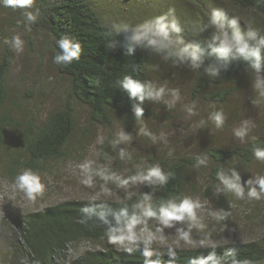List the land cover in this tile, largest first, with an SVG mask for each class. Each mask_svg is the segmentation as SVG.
I'll return each instance as SVG.
<instances>
[{
	"label": "rangeland",
	"instance_id": "1",
	"mask_svg": "<svg viewBox=\"0 0 264 264\" xmlns=\"http://www.w3.org/2000/svg\"><path fill=\"white\" fill-rule=\"evenodd\" d=\"M97 11L104 24L114 26L120 33L131 37L139 26L165 15L173 10L181 27L179 34L171 35L169 52L157 51L137 43L151 55L150 79L154 87H163L164 96L152 101L154 117L137 124L125 123L116 118L111 126L101 127L91 123L89 110L75 104L78 130L70 143L69 154L58 161H50L47 170L38 172L46 187L35 201H28L21 192H12L10 185L17 174L10 176L0 164V264H15L13 255V236L20 221L28 214L45 207L59 205L73 200H90L91 195L100 191L104 183L95 177L94 186L82 183L83 173L80 165L91 163L92 168L106 167L122 177L134 175L138 168H147L159 163L163 170L169 169L180 159L204 157L213 146L232 148L242 145L264 132V86L254 83L256 76H248L244 85L224 104L206 102L195 94L197 76L192 62H183L170 55L178 48L191 45L192 37L211 40L221 37L222 31L211 23L210 14L215 8L224 9L229 17H237L241 28H257L264 35V18L250 11L234 8L224 0H86ZM33 3L28 11L34 13ZM18 8L5 7L0 0V62L5 55L12 58L7 87L10 101H17L36 114L43 122L48 115L60 109L68 99L67 80L63 78L51 62L52 42L49 34L40 26H34L20 17ZM169 16V21L171 20ZM19 35L25 41L22 52L17 53L12 44H4L7 38ZM177 37L183 43H179ZM216 43L220 44L217 40ZM223 110V126L217 127L211 114ZM246 129L243 137L236 132ZM146 129L151 135H146ZM130 136L123 141L120 133ZM127 156L121 159L120 152ZM130 157V158H129ZM212 164L199 160L194 172L189 176L183 197L199 199L204 208L198 216L206 225L203 230L193 228L192 238L203 239L209 236L219 246L243 244L264 239V198L249 200L248 180L264 176V163H255L239 172L240 184L244 188V199L228 198L223 204L220 200L222 183L213 184ZM107 187L110 195L102 200L123 201L124 189L114 182ZM148 185H130L132 196L143 192ZM259 190V186L253 184ZM131 196V197H132ZM221 211L230 215L226 221L217 223L208 212ZM152 223V222H150ZM187 230L186 223H178L174 228L165 229L169 243L174 238L176 228ZM223 229V231H221ZM227 240L228 243H222ZM100 246L77 245L70 251V259L78 258L88 249L97 250ZM97 248V249H96ZM180 250H195L185 248ZM177 249V250H179ZM202 249V248H199ZM161 251L166 249L161 248Z\"/></svg>",
	"mask_w": 264,
	"mask_h": 264
},
{
	"label": "trees",
	"instance_id": "2",
	"mask_svg": "<svg viewBox=\"0 0 264 264\" xmlns=\"http://www.w3.org/2000/svg\"><path fill=\"white\" fill-rule=\"evenodd\" d=\"M224 1L234 8L264 18V0ZM34 3L36 21H27L25 13L29 12L28 9L18 8L22 14L20 17L30 25L40 26L49 34L52 66L67 80L68 99L43 122L27 107L17 101L11 102L7 80L12 58L10 54L5 55L0 62V164L10 176L25 168L42 172L47 170L50 161L68 156L71 140L78 130L75 104L86 107L91 123L101 127L111 126L116 118L125 123L137 124L155 116L153 100L145 99L142 105L144 116L142 120L136 119L133 106L137 101L130 98L119 83L124 75H132L142 82L151 83L152 60L149 52L137 44H131V37L123 35L114 26L104 24L86 0H34ZM63 36L81 45L79 60L67 66L54 63V55L61 51L57 42ZM208 40L192 37L191 45L200 43L207 49ZM214 46L218 47L219 44L215 43ZM129 47L133 48L131 54L128 53ZM201 59L203 63L193 67L197 76L195 94L208 103L224 105L240 90L248 76H257L249 62L243 59L228 57V68L219 71L212 67L217 63L215 55L205 54ZM260 75H264V72ZM253 149L264 151V132L242 145L232 148L213 146L204 157L180 159L164 170L171 174L164 186H148L143 192L123 201H104L112 207L131 205L142 193L153 192V189V202L156 204L161 199L183 198L189 176L199 160H207L212 164L211 178L213 184L218 186L221 184L218 174L231 177L233 172L239 174L243 168L264 163L255 159ZM220 197L224 204L234 195L222 190ZM89 203L90 200L67 201L26 215L14 231L12 246L15 264H19L23 256H29L31 264L33 253L41 264H143V258L138 252L129 255L109 245L103 227L93 226L91 222L86 227L78 222L84 217L80 209ZM82 244L102 246L97 250L88 249L71 260L72 247ZM228 249H234L232 255H225ZM176 251L178 264H187L190 258H206L213 249ZM215 252L222 264H233L234 260L238 264H264V239L218 246ZM164 258L168 259L166 255Z\"/></svg>",
	"mask_w": 264,
	"mask_h": 264
},
{
	"label": "clouds",
	"instance_id": "3",
	"mask_svg": "<svg viewBox=\"0 0 264 264\" xmlns=\"http://www.w3.org/2000/svg\"><path fill=\"white\" fill-rule=\"evenodd\" d=\"M5 7L28 9L31 8L34 0H2ZM26 19L29 22H35L36 16L31 12H26ZM169 16L171 20L169 21ZM211 23L216 25L222 31L221 37H213L206 41V48L200 43L195 45H186L178 48L175 52H170L176 58L187 59L192 62L193 67H199L203 63L201 57L215 55L217 63L212 67L216 70H226L228 68V57L232 59H243L248 61L250 67L257 74L254 81L257 85H264V35H261L257 28H241L240 21L237 17H229L227 12L222 8H215L210 14ZM181 27L176 19L173 10L165 15L154 18L136 30L130 38L131 44L146 42V46L152 47L159 51L169 52L171 49V35L179 34ZM179 43L182 39L177 37ZM219 40V46H214ZM4 44H12L13 49L19 53L24 49L25 41L19 35L13 36L10 42L7 38ZM61 50L54 55V63L67 66L77 61L81 54V45L68 36H63L58 42ZM132 47H129L128 53L131 54ZM121 88L128 93L130 98L137 101L133 106L134 116L142 120L144 108L142 107L145 99L156 100L164 96L163 87H154L150 82H142L133 78L132 75H124L119 81ZM211 118L217 127L223 126L225 116L223 110L214 111ZM146 135H151L146 129H141ZM246 129H240L236 132L237 136L243 137ZM120 139L128 141L130 136L120 134ZM254 157L258 161H264V151L253 149ZM127 156L126 152H120L121 159ZM130 158V157H129ZM83 173L82 183L88 187L94 186L95 177H99L104 183L100 186V191L91 195L90 203L80 209L84 214L79 223L86 227L89 223L93 226H101L104 229V237L109 245H113L117 250H123L131 255L138 252L143 258V264H178L177 249L183 245L185 248L199 249L212 248L207 257L198 256L190 258L187 264H222V260L217 257L215 249L219 246L218 242L213 241L209 236L203 239L194 240L192 238L193 228L203 230L206 225L202 218L198 216V210L204 208L199 199L191 197H173L161 199L158 204L153 202V192L142 193L140 198L131 205L124 204L119 207H112L109 203L102 200V196L110 195L111 190L107 187L109 182H114L118 188L124 189V199H130L132 193L128 190L130 185L144 184L148 186H164L168 183L170 173L165 172L159 163L147 168H138L134 175L122 177L106 167L92 168L91 163L85 162L80 165ZM219 181L224 186L223 189L217 188V191L231 192L237 199H244V188L240 184V176L236 172L231 177L218 174ZM249 191L247 198L249 200H261L264 198V176H258L254 181L248 180ZM258 185L259 190L252 185ZM45 183L42 182L41 175L31 168L23 169L16 175L14 181L6 188L12 192H21L28 201H35L37 196L45 190ZM99 201V202H97ZM98 209V210H97ZM217 223L226 221L230 215L228 212L212 211L208 212ZM152 222V223H150ZM178 223H186L187 230L183 227L176 228L175 236L169 243V236L165 235V229H171ZM223 231V229H221ZM222 243L227 244V240ZM161 248L166 249L161 251ZM234 249H228L225 255H232ZM165 255L168 259H165ZM19 264H29V256H23ZM31 264H41L39 259L32 254ZM233 264H238L233 261Z\"/></svg>",
	"mask_w": 264,
	"mask_h": 264
}]
</instances>
